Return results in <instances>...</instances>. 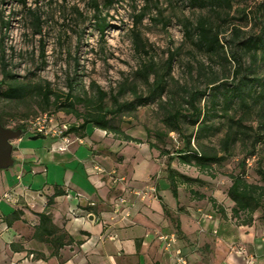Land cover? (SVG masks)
<instances>
[{
	"label": "rangeland",
	"instance_id": "obj_1",
	"mask_svg": "<svg viewBox=\"0 0 264 264\" xmlns=\"http://www.w3.org/2000/svg\"><path fill=\"white\" fill-rule=\"evenodd\" d=\"M258 1L234 0L230 10L216 16L209 7L193 5L190 0H155L147 7L143 0H0V80L5 75H11L16 82L27 87L39 85L49 89L52 93L50 101L58 94L59 101L67 103L66 95H70L68 101L73 103L72 108H56L53 104L46 107L34 90L19 99L0 95V118L12 129L18 123L25 124L20 148L32 149L41 156H45V148L49 146L60 151L62 143L58 137L45 135L30 138L34 135L33 124L39 115H50L52 121L46 127L52 130L65 133L71 126L78 128L82 117L94 110L95 103L87 101H94L98 90L106 95L102 102L106 108L112 107L113 96L118 97L119 102L134 101L132 88L143 98L149 94L154 74L150 72L145 81L136 71L143 64L153 62L154 71L161 74L171 57L170 74L165 78L161 97L136 102L134 109L124 111L113 122L126 135L140 142H120V138L112 132L104 131L95 133L93 140L103 141L99 145L101 148L108 143L118 150L124 167L130 164L128 174L131 176L133 173V180L143 181L153 173H156L155 177H166L165 167L168 157H171L170 166L173 169L202 181L199 184L179 185L178 197L183 208L190 205L194 212L200 209V212L197 211L199 214L210 211L212 205L207 198H211L216 201L213 208L216 214L225 216L224 213H229L231 216V204L226 195L230 185L228 175L239 173L240 161L245 160L244 175L247 181L263 185L258 169L264 168V100L255 96L260 91L257 85L252 98L246 100L248 108L232 104L227 111L223 106L222 89L237 83L239 75H232L237 63L232 61L228 64L220 58V54L198 48L194 44L196 36L192 28L201 19L215 21L222 42L233 39V26L240 30L238 38L255 35L259 25L252 11ZM94 4L98 5L100 12L95 11ZM142 10L144 16L134 24L135 16ZM99 20L104 24L102 30L97 27ZM186 27L191 29L189 35L185 33ZM135 35L138 46L133 42ZM231 47L235 51L234 46ZM227 51H230L229 46ZM240 63L242 73L249 72V78L263 81L264 55L259 52L254 57L245 54ZM7 81L9 78H6ZM213 81L224 85L220 87L215 108L213 111L208 109L206 122L212 129L199 133L184 121L182 135L190 137L193 148L214 149L219 154H222L220 144L224 135L230 128L233 131L236 129L227 118L241 120L247 135H237V140L230 147V155L221 164H214L210 172L201 173L192 166L178 162L175 151L182 146V139L176 132L166 134L163 117L171 103L186 107L188 92L203 90ZM4 89L5 84L0 87V92ZM75 97L81 101L77 102ZM209 102V95L200 99L199 104L206 112ZM85 129L88 134L98 130L91 125ZM83 132L68 133L70 142L65 149L69 146L72 151L78 149V157L91 159L93 154L87 146L77 145L76 136ZM253 133L263 135L255 147L252 146ZM149 142L169 154H160L156 148L149 149ZM251 149L254 150L253 156L248 155ZM57 151L54 154H58ZM12 157L14 164L0 170V173L10 176L13 185L21 177L28 176L20 158L14 154ZM119 158L114 155L115 161ZM74 160L76 163L75 157ZM94 162H101V157H95ZM151 167L155 170L151 171ZM111 173H108L109 178ZM55 177L58 178V175ZM160 181L163 183L164 180ZM189 189L204 194L206 198L197 199ZM262 214L260 209L253 214L251 226L257 233V245L261 246L259 249L263 252L264 242H260L261 238L264 240ZM227 216V224L239 225L229 221ZM239 248L246 253L244 245L237 242L229 246V250L234 252Z\"/></svg>",
	"mask_w": 264,
	"mask_h": 264
},
{
	"label": "crops",
	"instance_id": "obj_2",
	"mask_svg": "<svg viewBox=\"0 0 264 264\" xmlns=\"http://www.w3.org/2000/svg\"><path fill=\"white\" fill-rule=\"evenodd\" d=\"M87 131L76 136L77 145L87 146L91 159L78 157L70 146L60 151L49 146L41 156L20 148L22 136L12 141V156L20 158L28 178L12 185L10 176L0 173V264H174L176 249L187 264H264V248L259 249L251 224H227L225 216L234 220L229 213L216 214V201L201 214L190 205L183 208L178 188L174 197L166 177L156 173L133 180L118 150L93 140L103 131ZM39 213L67 235L55 252L52 236L38 234ZM171 235L175 242L166 247L160 237ZM234 242L246 253L229 250Z\"/></svg>",
	"mask_w": 264,
	"mask_h": 264
},
{
	"label": "trees",
	"instance_id": "obj_3",
	"mask_svg": "<svg viewBox=\"0 0 264 264\" xmlns=\"http://www.w3.org/2000/svg\"><path fill=\"white\" fill-rule=\"evenodd\" d=\"M152 1L155 0H143L144 6H148ZM234 0H190L191 4H198L202 7H209L212 12L216 14V16H221V13H225V11L230 10L232 6V2ZM94 9L97 12H100L98 5L94 4ZM253 18L258 21L259 31L255 35H248L242 38H238L240 34V30L238 27L233 26L231 29L233 39L230 41L225 40L222 42L220 39V30L218 24L215 21H208L205 19H201L197 22L195 26H193L192 30L195 34V45L198 48H201L207 52L220 54V58L227 62H235L237 65L234 67L232 71V75L237 77L239 75V79L237 83L231 85L230 87H223L224 84L219 85V83L215 84L216 81L211 82L208 87H205L203 90H193L188 92L185 106L175 105L171 103L169 105V109L166 110L163 117V124L165 126L166 134L168 132H176L182 139V146L176 150L177 160L179 163L187 166L194 167L198 172L208 173L211 171V168L214 164H221L227 156L230 155V147L237 140V135L243 134L247 135L246 127L242 125L241 120H233L232 118H227L230 121V125L235 126L236 129L233 131V128L227 131L221 140V153L219 154L214 149L212 150H199L193 148L190 143V137H186L182 135V125L184 121H187L189 125L193 128H196V131L199 133L209 132L212 129V126L206 122V118L208 117V109L212 110L216 106V99L219 94L220 87H223V106L227 109H230L232 104L241 105L242 107L248 108V103L246 100L248 98H252L253 90L255 86H259L260 91L256 94V98L259 100H264V79L260 81L255 77H248V73H242V65L240 63V59L243 55L249 54L251 57H254L258 52L261 55H264V0L258 1V3L254 7V11H252ZM144 16L143 10L137 13L135 16L134 24H137L141 18ZM97 27L102 30L104 28V24L99 20L97 23ZM191 29L189 27L185 28L186 35H189ZM237 39V40H235ZM135 46H138V38L135 35L134 41ZM227 46H229V50L227 51ZM234 46L235 51L232 50ZM171 67V57L167 60L164 66V72L158 74L154 71V63L148 62L147 64H143L140 69L136 71V74L141 76L145 81L148 80L150 72L154 74L153 81L151 84V88L149 89V94L145 97H140L136 89L132 88L133 100L131 102H119L118 97H112V107H104L103 99L105 98V93L103 91L98 90L97 96L94 101H87L95 103L93 107L94 110L92 112L87 113L84 117H82L81 125L76 128L71 126L68 131L64 134H68L70 132H77L79 130H83L87 125H91L94 128L102 130L104 132H112L118 138H123L127 141H137L126 135L119 126L113 124L114 120L118 118L124 111H129L130 109H134V104L140 103L143 100L161 97L162 92L165 89V78L170 74ZM247 73V74H246ZM6 74V73H5ZM6 78H9V81L6 82ZM5 84L4 91L0 92V95L4 96L8 99L22 98L26 96L31 91H36L38 95L41 96L45 106H49L53 104L56 108H64V107H73V103L70 101V95H66L67 103H61L59 101L60 95L56 94L54 98L50 101V96L52 95L51 91L47 88H42L39 85H35L32 87H27L25 84H20L14 80V77L11 75H5L3 79L0 80V87ZM69 89L72 88L71 83L68 84ZM209 95L210 102L207 107V112L203 107L200 106V99L204 96ZM77 102H80L81 99L79 97H75ZM264 102V101H262ZM62 104V105H61ZM60 106V107H59ZM228 111V110H227ZM0 124L4 127H8L3 120L0 118ZM13 129H22L25 131V124L18 123L13 126ZM81 135V134H80ZM44 135L34 132L33 138L43 137ZM262 134L253 133L252 137V146L255 147L258 142H260L263 137ZM149 149L156 148L159 150L160 154H169L168 151L159 147L155 143H148ZM249 156L254 155V150L251 149L248 152ZM168 163L165 167L166 179L169 183L170 190L174 197L177 196V188L179 185H192L193 183H202V181L198 177H189L182 173H179L175 169L170 166L171 157H168ZM245 160L240 161L239 173L233 174L230 173L228 178L230 179V185L226 191V195L228 199L233 203L230 208L231 219L234 222H237L239 225H250L253 221V214L257 210H262L264 217V168L258 169V173L260 175V179L263 182V185L252 183L247 181L244 175V167ZM189 192L194 194L198 199L206 198L204 194H201L197 191H192L189 189ZM208 201L214 203V200L211 198H207ZM51 199H49V203ZM39 235L52 236L53 243L55 246L54 252L58 250V248L62 247L67 243L68 240H65L67 235L61 233L56 227L51 225L49 216L45 213H39Z\"/></svg>",
	"mask_w": 264,
	"mask_h": 264
},
{
	"label": "built area",
	"instance_id": "obj_4",
	"mask_svg": "<svg viewBox=\"0 0 264 264\" xmlns=\"http://www.w3.org/2000/svg\"><path fill=\"white\" fill-rule=\"evenodd\" d=\"M50 115H47V113H44L42 115H39V117L35 120V123L33 124V130L34 132L40 133L42 135H50L53 137H58L61 140L62 146L59 147L60 150H64L66 148V145L69 144L70 138L68 135L64 134L62 131L58 130H52L51 128H47V123H50L52 121ZM48 129V130H47ZM120 203H123L124 200L120 199ZM160 239L165 240L166 247H169L171 243L175 242V236L171 235L170 237H160ZM237 253H244V250L242 248H239L236 250ZM252 257L250 256V263L252 262ZM174 264H187V260L182 254L180 249H176L174 252Z\"/></svg>",
	"mask_w": 264,
	"mask_h": 264
},
{
	"label": "water",
	"instance_id": "obj_5",
	"mask_svg": "<svg viewBox=\"0 0 264 264\" xmlns=\"http://www.w3.org/2000/svg\"><path fill=\"white\" fill-rule=\"evenodd\" d=\"M22 129H12L0 124V169H7L14 164L12 141L21 137Z\"/></svg>",
	"mask_w": 264,
	"mask_h": 264
}]
</instances>
